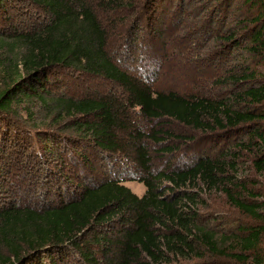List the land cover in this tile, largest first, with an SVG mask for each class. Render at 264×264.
I'll return each instance as SVG.
<instances>
[{
  "label": "trees",
  "instance_id": "obj_1",
  "mask_svg": "<svg viewBox=\"0 0 264 264\" xmlns=\"http://www.w3.org/2000/svg\"><path fill=\"white\" fill-rule=\"evenodd\" d=\"M127 1L0 0V20H18L16 24L9 22V26L0 24V127L4 129L0 137L10 143L31 142L33 146L29 132L22 127L17 130L21 124L12 123L11 116L22 106L28 112L39 105L49 111L57 125L67 118L85 119L75 122L76 130L106 151L123 149L120 134L132 130L128 117L136 111L161 126L165 125L162 122L173 121L193 130L214 132L217 137L238 135L244 126L251 125L246 133L257 143H238L234 153L228 150L214 157L200 155L191 165L157 176L149 173L153 161L149 148L138 147V160L149 174L142 180L146 187L143 197L112 179L85 186L77 197L58 205H2L0 264H44L45 258L47 264H64L76 253L97 264L95 254L84 252L88 247L82 236L106 227L120 215L128 217L123 220L127 228L116 244L118 251L105 253L112 254L107 264H171L177 259H194V264H264V194L245 182L238 164L239 154L245 149L260 151L255 169L264 177V128L252 130L257 122L264 121V111L258 109L264 105V72L245 70L231 77L235 86L231 100L153 91L109 56L108 33L95 10L97 4L103 10L122 9ZM221 1L229 6L237 0ZM247 2L259 3L263 11L244 51L264 59V0ZM58 69L103 77L121 86L127 97L122 103L103 97L54 99L46 86ZM4 121L15 127L16 137L7 134L9 125ZM175 138L179 139L163 130H154L149 136L154 144ZM41 147L37 148L38 155ZM163 183L167 188L163 189ZM168 191L172 194L166 196ZM206 192L224 195L249 223L219 232L214 225L223 221L222 217L212 216L206 222L200 214L197 200ZM102 241L111 243L106 238ZM100 245L98 240L96 246Z\"/></svg>",
  "mask_w": 264,
  "mask_h": 264
},
{
  "label": "rangeland",
  "instance_id": "obj_2",
  "mask_svg": "<svg viewBox=\"0 0 264 264\" xmlns=\"http://www.w3.org/2000/svg\"><path fill=\"white\" fill-rule=\"evenodd\" d=\"M95 10L108 33L109 56L153 91L231 100L235 90L231 77L244 74L245 70L264 72V59L244 51L263 11L259 3L237 0L228 6L221 0H129L122 9L103 10L97 4ZM9 22L16 24L18 20H0L5 26H9ZM52 83L54 86L50 88ZM46 88L51 89L54 99L103 97L122 103L127 97L117 83L70 69L56 70L49 77ZM21 108L15 110L11 122L21 124L17 130L22 127L29 132L33 146L31 142L10 143L7 138L0 137V206L13 202L30 206L58 205L77 197L85 186H96L112 179L121 181L133 194L143 197L146 187L142 180L149 174L138 160V147L149 148L153 159L149 173L157 176L191 165L200 155L214 157L228 150L234 153L238 143H257L246 133L251 125L244 126L238 135L217 137L214 132L193 130L173 121L162 122L165 125L161 126L136 111L128 117L132 130L120 134L123 149L106 151L88 136L81 137L76 130L75 122L85 119L67 118L57 125L49 111L39 105L28 112L24 106ZM253 108L247 107L248 110ZM258 109L264 111V105ZM8 121H4L5 126L9 125L7 134L16 137L15 127ZM260 128H264V121L257 122L252 130ZM0 130L4 132L1 127ZM154 130L174 133L179 139L154 144L149 139ZM40 145L39 152L42 151L43 156L37 153ZM170 148L175 151H164ZM256 151L245 149L239 154V174L251 188L264 194V177L255 169V161L261 153ZM45 159L46 163L42 164ZM166 186L168 184L163 183V189ZM170 194L168 191L166 196ZM51 199L55 201L45 202ZM199 200L200 214L206 222L212 216L222 217L223 221L214 225L221 233H225V227L249 223L222 194L206 192ZM126 217L120 215L106 227L94 228L82 236L88 247L84 252L89 250L95 254L97 264H107V258H112V254H105L107 250L118 251L116 244L127 228L123 223ZM103 238L110 240V246L102 241ZM98 240L102 245L96 246ZM78 254H72L64 264H90ZM47 261L45 258L44 264ZM171 264H194V259H177Z\"/></svg>",
  "mask_w": 264,
  "mask_h": 264
}]
</instances>
